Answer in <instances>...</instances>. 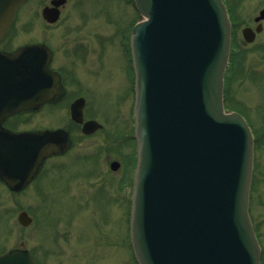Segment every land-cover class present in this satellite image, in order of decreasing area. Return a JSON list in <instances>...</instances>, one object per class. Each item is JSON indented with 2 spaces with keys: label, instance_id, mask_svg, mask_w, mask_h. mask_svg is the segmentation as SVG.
Masks as SVG:
<instances>
[{
  "label": "water",
  "instance_id": "95a60500",
  "mask_svg": "<svg viewBox=\"0 0 264 264\" xmlns=\"http://www.w3.org/2000/svg\"><path fill=\"white\" fill-rule=\"evenodd\" d=\"M26 1L0 0V41ZM133 2L140 14L130 39L137 142L130 236L136 262L261 264L249 216L253 133L240 114L224 109L227 9L222 0ZM43 16L54 24L60 12L47 8ZM262 20L264 10L256 22ZM243 34L248 43L255 40L253 30ZM51 59L44 45L0 52V181L14 193L69 147L63 131L14 134L3 128L8 117L37 111L59 95ZM71 110L82 123V101ZM100 128L88 122L83 132ZM18 221L26 228L33 219L21 212ZM0 264L36 262L29 251L14 250L0 256Z\"/></svg>",
  "mask_w": 264,
  "mask_h": 264
},
{
  "label": "rangeland",
  "instance_id": "374dc122",
  "mask_svg": "<svg viewBox=\"0 0 264 264\" xmlns=\"http://www.w3.org/2000/svg\"><path fill=\"white\" fill-rule=\"evenodd\" d=\"M52 0H29L17 13L0 50L46 45L54 68L66 74V92L87 100L86 117L103 129L84 137L71 123L69 104L20 116L17 131L71 126V152L47 163L40 177L21 193L0 183V254L30 251L37 264H137L130 241L135 173L134 96L128 75L129 35L139 21L132 0H66L54 24L43 17ZM232 13L236 42L225 81V110L241 114L254 137L249 214L264 264V20L248 44L244 27L256 29L264 0H224ZM233 70L235 72H233ZM120 163L117 172L112 162ZM33 219L22 227L18 215Z\"/></svg>",
  "mask_w": 264,
  "mask_h": 264
},
{
  "label": "flooded vegetation",
  "instance_id": "af4514ba",
  "mask_svg": "<svg viewBox=\"0 0 264 264\" xmlns=\"http://www.w3.org/2000/svg\"><path fill=\"white\" fill-rule=\"evenodd\" d=\"M54 0H52L51 2H50V4L53 2ZM62 7V6H61ZM60 7V8H61ZM50 8H52V7H50ZM59 8V9H60ZM46 9V8H45ZM228 9H229V15H230V18H231V21H232V13L230 12L231 10H230V8L228 7ZM44 10V9H43ZM264 10V9H263ZM257 18V17H256ZM256 18H255V22H256ZM233 24V23H232ZM258 25H259V23H258ZM233 26V25H232ZM247 28H249V29H251V30H253L252 28H250V27H244L243 29H242V31H241V34H242V38L243 39H245L244 38V30L245 29H247ZM257 28V27H256ZM255 30H253V32H254ZM255 33V32H254ZM236 34H234V28L232 29V46H231V56L233 55V49H234V42H236V36H235ZM256 34H255V38H256ZM129 37H130V35H129ZM245 41V40H244ZM246 42V41H245ZM247 43V42H246ZM48 47V46H47ZM49 48V47H48ZM50 49V48H49ZM0 51H4V50H0ZM50 51H51V53H52V60H51V64H50V69L51 70H53L56 74H57V76L59 77V84H60V93H59V95L54 99V101L52 102V103H50V104H48V105H46V106H43V107H41L39 110H37L36 111V113H42V111L46 108V107H50V106H56V105H59V104H62V103H64L65 101H67L69 98H71L75 93L74 92H71V93H67L66 92V85H65V79H66V75H68V78H70V79H72V73H68V74H66L65 72H63L62 70H58V69H55L54 68V62H55V53L50 49ZM128 52H129V63H128V75H127V80H128V82H129V87H130V91L133 93V96H134V72H133V67H132V62H131V54H130V47L128 46ZM231 59V58H230ZM229 66H230V63H229ZM233 72H235L234 70H233ZM71 94H72V96H71ZM71 96V97H70ZM71 102H70V104H69V115H70V119H71V123L76 127H78L77 128V130L79 131V132H81V134L84 136V137H91V136H93L94 134H96V133H98V132H100L102 129H103V126L98 122V121H96V120H94L93 118H88V117H86V115H87V112H86V108H87V100L81 95V94H79L75 99H73L72 100V98H71V100H70ZM79 101H82V119H83V122L81 123V124H79V123H77V122H75L74 120H73V118H72V106L76 103V102H79ZM29 113H25V112H22V113H19V114H16V115H14V116H12V117H9V118H7L6 120H5V122L3 123V128L5 129V130H7V131H9V132H11V133H14V134H21V133H29V132H38V133H40V132H45V131H63V132H65L67 135H68V138H69V143H68V150H67V152L66 153H64V154H59V155H57V156H54V157H52V158H49L48 160H46L45 161V163L43 164V166H42V168L40 169V172H39V174H38V176H37V178L35 179V180H37L39 177H40V175L42 174V172L44 171V169H45V166L47 165V163L48 162H50V161H52V160H56V159H60V158H62V157H64L65 155H67L69 152H71V150L73 149V145H74V135H75V133H73L71 130V126L69 127L70 129H68V128H65V129H61V128H59V129H55V130H46V129H41V130H33V131H17V130H13L12 128H10L9 126H8V123H10L12 120H14V119H16V118H18V117H20V116H24V115H28ZM90 121H95V122H97L102 128L100 129V130H98V131H96V132H94V133H92V134H90V135H86L84 132H83V125L85 124V123H87V122H90ZM133 134H131L130 136H129V138H130V140L131 141H133L132 139H131V136H132ZM115 162V161H114ZM34 180V181H35ZM33 181V182H34ZM32 182V183H33ZM1 183V182H0ZM2 184V183H1ZM3 186H5L4 184H2ZM6 187V186H5ZM1 255V254H0Z\"/></svg>",
  "mask_w": 264,
  "mask_h": 264
}]
</instances>
